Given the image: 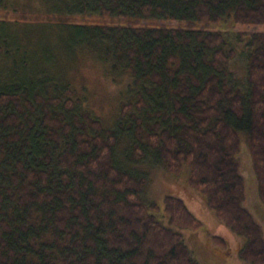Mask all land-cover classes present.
Returning a JSON list of instances; mask_svg holds the SVG:
<instances>
[{
  "label": "trees",
  "instance_id": "16d2710c",
  "mask_svg": "<svg viewBox=\"0 0 264 264\" xmlns=\"http://www.w3.org/2000/svg\"><path fill=\"white\" fill-rule=\"evenodd\" d=\"M55 1L68 7L52 14L130 22L64 18L79 47L135 87L122 110L144 117L130 114L129 158L154 157L174 174L186 167L188 185L245 239L240 258L264 264V235L245 205L237 155L245 141L264 205V32L140 24L264 26V0ZM78 105L66 83L0 78V264H199L182 235L151 212L156 204L143 199L146 174L116 157L118 131ZM164 211L171 226L201 227L178 197L166 196Z\"/></svg>",
  "mask_w": 264,
  "mask_h": 264
},
{
  "label": "rangeland",
  "instance_id": "374dc122",
  "mask_svg": "<svg viewBox=\"0 0 264 264\" xmlns=\"http://www.w3.org/2000/svg\"><path fill=\"white\" fill-rule=\"evenodd\" d=\"M67 7L66 3L55 0H0V38L7 39L6 44L0 42V78L3 81L14 79L21 82H45L52 79L57 84H68L73 91V99L79 100L78 111H86L99 119L105 127L118 131L120 140L115 151L116 157L129 170L146 174L143 199L156 204L155 212H151L161 225L182 235L199 264H250L240 258L239 252L245 239L222 223L208 208L201 192L188 185L186 167L174 174L162 163H153L154 157L135 160L129 158L132 141L129 133L133 121L130 114L144 117L135 110L125 114L122 110V105L131 100L135 87L128 86L131 82L128 77H115L106 72L93 52L79 47L66 26L65 19L93 25L129 26L130 22L102 16L67 17L61 13H51V10L64 12ZM140 24L213 32H229L230 29L245 34L264 32L262 25H240L235 24L232 19L214 24L142 19ZM7 50L10 51L9 57ZM24 61L26 66H22ZM52 86L48 93L53 91ZM241 145L237 155L245 180V205L261 225L264 235V205L258 198L248 145L245 141ZM166 196L182 199L200 221L201 227L180 229L171 226L164 211ZM215 237L222 239L224 245L214 241Z\"/></svg>",
  "mask_w": 264,
  "mask_h": 264
}]
</instances>
